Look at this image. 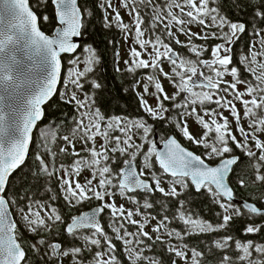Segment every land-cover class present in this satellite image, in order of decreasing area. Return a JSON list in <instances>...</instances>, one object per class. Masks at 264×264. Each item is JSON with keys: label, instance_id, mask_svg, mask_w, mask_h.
<instances>
[{"label": "snow or ice", "instance_id": "obj_1", "mask_svg": "<svg viewBox=\"0 0 264 264\" xmlns=\"http://www.w3.org/2000/svg\"><path fill=\"white\" fill-rule=\"evenodd\" d=\"M51 3L61 26L55 35L39 27L50 19L37 15L49 0H35L31 6L30 0H0V264H33V257L36 264H123L114 241L120 243L119 252L128 264H163L148 255L156 245L169 254L168 264H264V241L247 239L264 234V195L258 201L236 203L237 185H259L264 192V0H235L234 7L246 17L243 21L229 18L218 0H163L162 4L96 0L104 25L119 28L126 43L132 37L126 58L116 54L123 63L117 71L148 70L142 73L146 79L142 91L139 76L131 88L147 118L102 113L99 94L93 93L102 83L92 79L102 54L89 45L82 49L87 54L82 57L77 52L80 41L74 39L82 37L86 15L92 12H83L79 0ZM193 25L200 31L193 32ZM249 30L256 42L250 41L245 53L237 52L234 62L233 49ZM209 40L219 42L209 49ZM173 44L190 55L180 53ZM65 55L70 57L67 67ZM58 86L65 90L62 99L74 106L78 119L70 135L52 133L50 142L60 139L63 143L48 149L47 156L35 154L34 172L25 164L33 131L44 117L42 105L57 94ZM149 118L167 122L205 152L196 154L175 135H154L155 125ZM189 118L202 129L199 135L190 130ZM76 142L82 145L79 151ZM60 154L75 159L66 166L57 163ZM117 154L125 159L114 169ZM22 166L29 171L25 173ZM84 169L90 175L81 181ZM165 176L172 178L167 187ZM52 179L68 207L78 208L92 200L100 204L66 221L54 203L56 196H45V204L31 199L26 191L30 188L38 196V190ZM189 183L220 208L219 223L196 216L187 207ZM156 193L162 197L163 216L141 211L153 209ZM118 195L138 207L117 205ZM172 200L175 211L168 214ZM17 208L19 215L14 214ZM105 212L111 234L100 219ZM238 218L246 221L240 236L230 228ZM152 220L156 224L151 232L145 230ZM177 221L181 229L170 227ZM57 223L64 225L63 233L56 229ZM129 225L134 226L132 230ZM222 231L225 235L215 239L210 249L189 248L188 237ZM25 232L32 242L26 243ZM61 235L68 238L59 239Z\"/></svg>", "mask_w": 264, "mask_h": 264}, {"label": "trees", "instance_id": "obj_2", "mask_svg": "<svg viewBox=\"0 0 264 264\" xmlns=\"http://www.w3.org/2000/svg\"><path fill=\"white\" fill-rule=\"evenodd\" d=\"M222 4L223 10L225 14L231 18L232 20H240L243 21L246 19L243 12L236 9L234 7L235 0H218ZM30 4L34 5L35 0H30ZM80 5L82 11L87 13V11H91L92 15L87 16L85 18V28L83 29V43L80 47L79 54L86 58V52L82 51V49L87 48V46L91 45L97 52L98 55L102 54L100 64L96 65L95 74L92 76V79L97 80L102 83V88L100 90H93L94 94H99V101L102 105V108L106 113L114 112V113H122L127 114L130 112H135V110L139 109L140 104L138 100L134 97L132 88V81H134L137 76L141 77L140 72L138 71L136 74H130L123 71H117V41L123 37L122 31L116 27H106L102 21V12L96 5V0H80ZM211 6H215L212 4ZM36 11V8L33 9ZM147 9H143L142 13H146ZM46 14L50 17L48 22H40L41 29L48 35H52L55 29L58 27L57 19L53 13V5L51 0H49V4L47 7H40L39 11H37V15ZM148 23L147 17L145 18V24ZM115 24V23H113ZM255 43V39L253 33L249 30L244 33L240 38L238 44L234 47L233 53L234 62L236 60V53H245L247 51L249 42ZM196 43H203V41L196 40ZM217 40H209L207 44L209 45V49H211V45L218 43ZM173 47L178 50L180 53L184 55H190L187 52L186 48H183L179 45L173 44ZM207 54L205 57H207ZM70 59V57H64L65 67H67L66 61ZM243 72V68H241ZM87 87V86H86ZM63 90H59L57 95L47 104L45 107V117L43 122L39 125L38 130L36 131L34 142L30 151V155L28 157L26 165H29L31 169L35 172L36 169V161L35 154H40L47 156V150L50 148H54L56 144L63 143L60 139H57L55 142H50L52 133H55L57 137L62 135H70L71 128L75 125V120L78 119L76 113L72 111L71 105L64 102L62 99ZM164 121L157 123V126L161 128L162 131L159 135L161 138H166L169 136L168 134H174L178 138H181V141L189 147L193 149L198 154H203L205 149L202 147H197L192 144V142H185L182 136L178 134L177 129L173 128L170 124L165 126ZM45 131L43 136L39 135L40 130ZM163 129V130H162ZM45 137V138H44ZM238 155H241V159H246L239 150H236ZM70 152V151H69ZM82 155H87L86 153H82ZM75 159L71 154L63 155L60 154L57 157V163L63 162L66 166L69 165ZM123 159H125L123 157ZM138 160V159H137ZM116 166H120L122 164V160L116 159ZM158 170V167H157ZM248 168H245V171H248ZM20 170H18L13 176H15ZM23 171L27 173L29 171V167L23 166ZM35 183V181H33ZM57 181L52 179L45 185V188L42 190H38V196L35 192H33L30 188L26 191L30 193L31 199H40L45 204L48 201H45L43 198L48 195L56 196L57 200L54 201L55 205L61 210L65 216L69 215L73 211L68 208L66 203L62 200V196H60L58 190L55 188ZM51 189V192H49ZM23 195V193H22ZM186 198L189 201L187 207L194 213V215L199 216L207 221H210L213 224H217L220 222V217L217 213H220V208L214 204L211 200V197L208 194L197 193L192 185L189 183V188L186 190ZM264 195V192L260 191V186H248L246 188L236 186V198L240 201H258L261 199V196ZM156 205L154 207L157 208L158 213H165V210L161 209L159 206L160 200L162 199L161 195L156 193L155 199H157ZM183 198V197H181ZM16 210H19L18 208ZM168 214H171L175 211V200H172L168 203L167 209ZM246 221L244 219H236L233 223L230 224V228L232 229L233 235L240 236L241 231L245 225ZM63 233V230L59 231ZM225 235V232H219L218 236H200L193 235L191 236L190 245L196 247L198 249H210L212 247V242L214 239H218ZM25 236V241L32 242L33 237L30 235ZM59 239H67L64 235L58 237ZM247 239H252L256 241H264V234L248 236ZM33 264H36V258L33 257ZM209 264H215L213 261H210Z\"/></svg>", "mask_w": 264, "mask_h": 264}, {"label": "flooded vegetation", "instance_id": "obj_3", "mask_svg": "<svg viewBox=\"0 0 264 264\" xmlns=\"http://www.w3.org/2000/svg\"><path fill=\"white\" fill-rule=\"evenodd\" d=\"M124 39H125V37L123 36L120 40H118L117 41V48H118V53H119V57H121V52L123 51V41H124ZM178 51V50H177ZM234 54V53H233ZM206 55V54H205ZM207 56H208V54H207ZM234 56H235V54H234ZM207 58V57H206ZM117 68L119 67V68H123V63H122V60L121 59H117ZM148 70L147 69H145V70H139V72H140V75H141V77H140V80H141V86H140V90L142 91V87H143V83H145V77L142 75V73H144V72H147ZM124 72V71H123ZM228 79H231V78H228ZM61 90V89H60ZM197 90H199V89H197ZM133 95H134V97L137 99V96L133 93ZM138 100V99H137ZM139 102V101H138ZM211 107H214V105H210ZM71 107L73 108L72 109V111L74 112V113H76V115H77V112H76V110L74 109V106L73 105H71ZM237 107L238 108H240L241 106L240 105H237ZM101 111H102V113H105V114H107V115H109V116H115V115H120V116H122V117H125V118H137V117H145V118H147L146 117V115H145V113L141 110V107H139V109H138V111H137V109L135 110V112H130V113H127V114H122V113H114V112H110V113H106L105 112V110L103 109V108H101ZM241 111H242V109H241ZM227 113V112H226ZM78 116V115H77ZM231 118V117H230ZM159 122H161V121H152L150 118H149V123H153L154 125H155V129H154V135H156V136H158L159 138H161L160 137V133L162 132L160 129L161 128H159L158 126H157V123H159ZM244 123L246 122V121H243ZM165 126H168V123H165ZM232 127H233V130L235 129V127L232 125ZM163 130V129H162ZM177 131H178V134L180 135V136H182V134H180L179 133V130L177 129ZM168 135H174V134H168ZM176 136V135H175ZM177 137V136H176ZM182 138H183V136H182ZM177 139L184 145V143L181 141V138H178L177 137ZM184 139V138H183ZM184 141L187 143V142H189V141H187L186 139H184ZM158 146H161V145H158ZM185 147H187L186 145H184ZM147 147V146H146ZM188 149H190L189 147H187ZM78 150V149H77ZM190 150H192V151H194L193 149H190ZM69 151H71V150H69ZM79 151V150H78ZM195 152V151H194ZM196 153V152H195ZM198 154V153H197ZM117 159L118 160H122L123 161V157H120L118 154H117ZM138 160H137V166H138V169L140 168V166H141V159H140V157H138L137 158ZM72 162V161H71ZM71 162H68V163H71ZM153 163H155V158H153ZM122 166V164L120 165V166H116V164L114 163L113 164V168L114 169H118V168H120ZM156 167H158V165L156 166ZM159 170V169H158ZM170 178H168V177H164V186L165 187H167L168 186V183L170 182ZM191 184V183H190ZM193 187V186H192ZM194 188V187H193ZM159 194V193H158ZM138 196H139V194H137ZM62 200L64 201V199L62 198ZM156 200H158V198L156 199ZM56 202L57 201H59V200H55ZM55 202V203H56ZM125 202H129L130 203V206L131 207H126V208H129V209H133V210H135L137 207H138V205H136V204H133L131 201H129V200H126L125 198H123V197H120L119 195L116 197V203H117V205H120V204H126ZM64 203H65V201H64ZM100 204V201H97V200H92V201H89V202H86L85 204H82V205H80V206H78V208H70V207H68L69 209H71L73 212L72 213H70L69 215H64L63 213H62V215L65 217V220L67 221L70 217H72V216H75V215H78L81 211H86V210H90V209H92V208H95L96 206H98ZM141 211L142 212H151L153 215H158V216H163V215H165V213H158L157 212V208L156 207H153V209H141ZM17 212H19V210H16V212H15V215L17 214ZM135 219H137V220H142V216H136V217H134ZM101 221H102V223H104L105 224V226H106V231H109V234H111V230L107 227V225H108V221H109V219H110V217H109V215H108V213L107 212H105V214H103L102 216H101ZM156 224V220H152V222H151V224L150 225H148L147 227H146V229L145 230H147V231H150L151 232V230H152V227L154 226ZM134 226H131V225H129L128 226V230H132V228H133ZM170 227H175V228H177V229H181L183 226H182V224L181 223H179L178 221L177 222H173V224L172 225H170ZM56 229L58 230V231H61V230H63V232H64V225H62V224H59V223H57V225H56ZM21 231H23V228L21 227ZM26 233V232H25ZM219 233V232H218ZM218 233H207V234H200V236L202 235V236H218ZM26 235L28 236L29 234L28 233H26ZM193 236V235H192ZM64 237L65 238H68L67 236H65L64 235ZM191 237V236H190ZM190 237H188L187 238V240H188V244H189V248H192L193 246H191L190 245V242H191V238ZM64 239V238H63ZM215 240V239H214ZM116 244H117V249H118V254L120 255V258L122 259V261H123V264H128V261H127V258L121 253V252H119V249H120V247H121V245H120V243L118 242V241H114ZM182 243V242H181ZM148 255L151 257V256H155V257H157V258H159V259H161L162 261H163V264H168V256H169V254L167 253V252H165L164 251V248H163V246L162 245H156L155 247H154V249L151 251V252H149L148 253ZM210 262V261H209ZM215 264H216V262L215 261H213ZM144 264H147V262L145 261L144 262Z\"/></svg>", "mask_w": 264, "mask_h": 264}, {"label": "rangeland", "instance_id": "obj_4", "mask_svg": "<svg viewBox=\"0 0 264 264\" xmlns=\"http://www.w3.org/2000/svg\"><path fill=\"white\" fill-rule=\"evenodd\" d=\"M154 3H156V4H162L163 3V0H154ZM121 15L123 16L124 22H128L129 21V17H128V15H126L124 13L123 9H121ZM109 19H111V17ZM112 22L115 23L114 20ZM173 31H175V28L173 29ZM192 31L193 32H199L200 31V27L199 26H196V25H193L192 26ZM178 35H179V39L181 41H186V37L183 34H178ZM131 41H132V37H129L128 38V42L127 43L125 42V39H124V41H123V51L121 52V57L126 58V56H127V51L126 50L128 48V43H131ZM164 68H165V70H168L169 69V65L167 63H165L164 64ZM228 78H231V77H228ZM145 82H146V80H145ZM164 84L168 88V91L171 93L173 91V89L171 88V86L168 85V82L166 80L164 81ZM60 89H61V91L63 90V93H64L65 90L63 88H60ZM149 100H150V103H153V104L155 103L154 99L149 98ZM237 105H239V104H237ZM225 115H228V113L225 112ZM189 125H190V130L193 131L197 135H199L200 132L202 131V129L200 127H197L196 123L191 118H189ZM233 126L235 127L234 124H233ZM245 126L247 127V122H245ZM44 133H45V131H43L41 129L40 132H39V135L40 136H43ZM81 147H82V145L79 142H76V149L80 150ZM89 175H90L89 170L84 169L82 171V174L80 175L79 179L81 181H83L84 178L87 177V176H89ZM125 203H126V204H124L125 207H131L129 202H125ZM16 215H19V212H17ZM18 223H19V221H18Z\"/></svg>", "mask_w": 264, "mask_h": 264}, {"label": "water", "instance_id": "obj_5", "mask_svg": "<svg viewBox=\"0 0 264 264\" xmlns=\"http://www.w3.org/2000/svg\"><path fill=\"white\" fill-rule=\"evenodd\" d=\"M79 3H80V0H79ZM30 6H31V4H30ZM58 22V21H57ZM39 27L41 28V24L39 23ZM58 27H61L60 25H59V23H58ZM57 27V28H58ZM56 28V29H57ZM55 29V30H56ZM42 30V29H41ZM43 31V30H42ZM52 35H55V31L53 32V34ZM74 39H78L79 41H80V44L82 45V43H83V38L82 37H80V38H74ZM79 50H80V48H78L77 49V52H79ZM64 57H69V56H67V55H65ZM63 57V58H64ZM62 77H63V73H62ZM60 86H58L57 87V93L59 92V90H60ZM57 94H55V95H53L52 96V98L50 99V100H48L45 104H43L42 105V108H43V110H44V117H45V107L47 106V104L56 96ZM44 117L42 118V120L41 121H39L38 123H37V125H36V129H34V131H33V141H34V137H35V134H36V131H37V129H38V127H39V125L43 122V120H44ZM181 143V142H180ZM182 144V143H181ZM32 145H33V143L32 144H30V146H29V152H28V157H29V155H30V151H31V148H32ZM183 145V144H182ZM184 146V145H183ZM158 147H160V148H162L163 146L161 145V146H158ZM185 147V146H184ZM187 148V147H186ZM197 154V153H196ZM27 160H28V158L26 159V161H25V163L27 162ZM23 167V166H22ZM137 168H138V166H137ZM19 169H17V171H18ZM139 170V169H138ZM16 172H14L13 173V175L15 174ZM167 177H169V176H167ZM171 178V177H170ZM193 186V185H192ZM194 187V186H193ZM195 189V188H194ZM196 191V190H195ZM198 193V192H197ZM243 201H245V200H243ZM241 201L240 200H238L237 198H236V203L237 204H239Z\"/></svg>", "mask_w": 264, "mask_h": 264}]
</instances>
